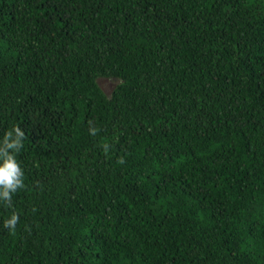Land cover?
<instances>
[{"label": "trees", "instance_id": "16d2710c", "mask_svg": "<svg viewBox=\"0 0 264 264\" xmlns=\"http://www.w3.org/2000/svg\"><path fill=\"white\" fill-rule=\"evenodd\" d=\"M13 125L0 264H264V0H0Z\"/></svg>", "mask_w": 264, "mask_h": 264}, {"label": "clouds", "instance_id": "9594fccd", "mask_svg": "<svg viewBox=\"0 0 264 264\" xmlns=\"http://www.w3.org/2000/svg\"><path fill=\"white\" fill-rule=\"evenodd\" d=\"M24 137L25 132L18 125H13L0 139V203L8 207L12 206L13 195L24 187L25 173L17 159V153L24 144ZM18 220V213L12 211L4 220V227L12 230Z\"/></svg>", "mask_w": 264, "mask_h": 264}, {"label": "rangeland", "instance_id": "374dc122", "mask_svg": "<svg viewBox=\"0 0 264 264\" xmlns=\"http://www.w3.org/2000/svg\"><path fill=\"white\" fill-rule=\"evenodd\" d=\"M116 84V81L112 79H101L100 85L105 90L106 93L110 94L113 90L114 86Z\"/></svg>", "mask_w": 264, "mask_h": 264}]
</instances>
